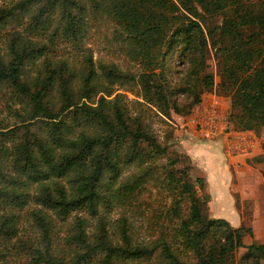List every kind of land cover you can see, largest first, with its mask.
Listing matches in <instances>:
<instances>
[{"label": "trees", "instance_id": "obj_1", "mask_svg": "<svg viewBox=\"0 0 264 264\" xmlns=\"http://www.w3.org/2000/svg\"><path fill=\"white\" fill-rule=\"evenodd\" d=\"M24 15V31L46 38L17 30L0 51V84L12 87L23 107L18 124L0 125V264H23L20 258L24 264H260L264 242L246 244L251 226L207 214L210 193L198 192L206 178L192 179L190 163L176 167L189 155L168 138L159 140L141 106L145 102L166 117L171 111L189 114L201 92L214 85L213 73L205 70L210 49L217 89L230 97L234 128L258 132L264 126V0H16L0 5V27L13 18L24 21ZM101 16L118 29L126 55L140 65L136 75L113 63L96 68L89 54L78 73L67 60L48 58L50 45L59 41L78 48L89 22ZM40 57L37 73L24 77ZM123 84L134 85L142 99L134 101V115L126 95L116 92ZM159 157L165 159L170 210L179 224L172 236L161 232L149 241H134L123 227L121 241L114 242L99 210L110 198L106 174L116 179L123 165ZM23 183H36L37 192ZM30 200L61 218L85 209L97 220L95 230L87 234L85 220L77 219L69 239L76 247L68 258L58 256L41 209L32 215L41 236L19 235L13 208ZM239 247L245 249L236 256Z\"/></svg>", "mask_w": 264, "mask_h": 264}, {"label": "rangeland", "instance_id": "obj_2", "mask_svg": "<svg viewBox=\"0 0 264 264\" xmlns=\"http://www.w3.org/2000/svg\"><path fill=\"white\" fill-rule=\"evenodd\" d=\"M16 0H0V5L6 6ZM59 12H55L57 17ZM24 21L13 18L5 27H0V51L5 52L8 45V37L14 31H24ZM39 30V29H38ZM35 39L44 40L46 37L39 31L32 30L28 33ZM90 55L92 62L98 68L100 62L113 63L120 70L133 72L135 75L141 70L139 64L132 61L125 53V42L121 37L120 32L114 24L98 17L92 20L84 30V36L81 37V44L78 48L70 42L59 41L55 46L50 45L48 58L51 60L65 59L68 61L73 70L83 71L85 68L84 57ZM205 70L214 75V85L211 90L201 92L200 101L195 104L190 113L180 115L171 111L170 117H166L157 112L154 107L143 102V117L145 122L151 127L160 141L164 142L167 138L172 143L173 147L179 152L187 153L184 143L179 141L180 135L187 129L191 128L196 131L198 140L191 142L193 144L203 145V150L199 149L196 152L198 161H194L192 157L184 159L176 164V167H181L185 163H190L189 173L192 179L197 176L206 178V186L204 189L198 188L199 193H216L219 189V184L216 181L217 172L226 175L227 182L230 183L231 191L235 198V206L239 213V218L236 216L235 222H240L247 226L253 224L257 227H264V161L255 159L261 156L264 159V126L258 132L252 130H237L229 119L230 113V97L229 95L219 92L216 83L219 77L216 73V63L212 50H208L206 55ZM43 57L37 59L33 64L26 67V78L33 77L39 67H41ZM180 67L185 68L182 62H179ZM78 79V78H77ZM116 92H121L126 95L124 101L130 107L132 115L139 112V106L134 103L136 99L142 100L138 94L136 87L133 85H116ZM214 105L216 111L221 117V131L216 135L200 134L199 125L189 121L190 116L194 113L197 106ZM22 103L17 97L12 87L7 84H0V125L12 126L19 123L17 112L22 111ZM223 124V126H222ZM188 128V129H189ZM242 132V133H241ZM171 134L170 138L168 137ZM244 141V144L235 143V138ZM195 138V137H194ZM252 155L251 157H245ZM201 156L204 161H201ZM165 159L162 157L154 160H140L132 162L128 165H123L119 170L116 179L105 176V193L109 196V202L105 205H100L99 210L107 222L108 234L114 242L121 241L120 230L123 227L128 229L134 241L147 240L158 235L161 232L172 236L174 233L173 227L179 223V219L172 217L171 204L172 193L166 186L164 168ZM209 177V181L208 180ZM59 183H65L64 178L57 180ZM134 181V183H133ZM46 183L53 184L52 180H46ZM133 183V184H131ZM31 194L37 192L36 183L22 184ZM247 195V198L241 196ZM224 202L218 205L216 203ZM230 201L219 199L218 197L211 198L208 201L207 214L212 217H225L231 222L233 215H225L230 211L228 205H223ZM41 209L47 219H49V227H52V243L53 252L58 256L68 258L74 249L73 244L69 239L77 226V219L85 220L87 234H92L95 230L97 220L94 216L82 208L71 210L64 218L59 217L53 210L45 208L42 204H36L30 200L21 207H14L13 211L17 216L18 233L20 236L40 237L41 229L36 227L33 221V211ZM186 206L181 204L182 214L186 213ZM219 213V214H216ZM242 248L236 252V256ZM24 264L23 258H20ZM115 264H137L135 261L121 262Z\"/></svg>", "mask_w": 264, "mask_h": 264}, {"label": "crops", "instance_id": "obj_3", "mask_svg": "<svg viewBox=\"0 0 264 264\" xmlns=\"http://www.w3.org/2000/svg\"><path fill=\"white\" fill-rule=\"evenodd\" d=\"M188 128L189 127H187V129H185V131H183V133L180 135L179 141L184 143L183 147L186 146L185 150H187L186 151L187 154L190 157H192L194 161H198V156L196 155V152L199 149L203 150L204 147L201 144H193V145H191V142L194 141V140H198L199 137H198L196 131H193L191 128H189V129ZM234 141H235V143L241 145V144H244V141H247V140L244 139V141H241V139H239L237 137V138H235ZM251 156L252 155L245 156V157L249 158ZM200 159H201V161H204L202 156H201ZM216 175H217L216 181L219 184V187H218L219 189L216 190V193L214 194V196L211 193V191H209V193L211 194V198H214L216 196L219 199L222 198L223 200L227 201V197H228V200L230 201V205L228 203H225L223 205H228V209H229L230 212L228 214H225V215H229V214L233 215V217H232L233 219H231L232 225L237 226L241 222L239 224L237 222H235V220L237 218H239V213H238V210H237V208L235 206L234 195H233V193L231 191V188L229 187L230 183L227 182L226 175H223V174L221 175L220 172H217ZM207 181H209V177H208ZM209 184H210V181H209ZM247 197H248L247 195L241 196V198H247ZM222 203H224V202H219V203H216L215 205H218V204L222 205ZM216 214H219V213H216ZM234 215H237V218ZM251 228H252V235H249V234L244 235V238H243L244 242L246 244H248L250 242H264V227H257L256 225L253 224L251 226ZM239 248H242V251L245 249V247H239ZM242 251H240L239 254ZM231 264H236V262L231 263ZM260 264H264V259L261 260Z\"/></svg>", "mask_w": 264, "mask_h": 264}, {"label": "built area", "instance_id": "obj_4", "mask_svg": "<svg viewBox=\"0 0 264 264\" xmlns=\"http://www.w3.org/2000/svg\"><path fill=\"white\" fill-rule=\"evenodd\" d=\"M189 121L199 125L200 134L216 135L221 131L222 120L214 105L197 106Z\"/></svg>", "mask_w": 264, "mask_h": 264}]
</instances>
